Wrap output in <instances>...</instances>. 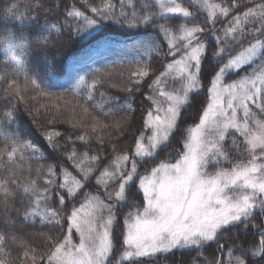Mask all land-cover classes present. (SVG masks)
Wrapping results in <instances>:
<instances>
[{"label": "snow or ice", "instance_id": "1", "mask_svg": "<svg viewBox=\"0 0 264 264\" xmlns=\"http://www.w3.org/2000/svg\"><path fill=\"white\" fill-rule=\"evenodd\" d=\"M80 3L90 15L74 0L64 5L61 22V5H56L48 10L56 18L47 23V31L61 34L71 28L69 19L81 22L77 34L106 22L152 29L162 39L141 46L146 53L171 59L161 61L158 68H153L151 55L135 61L124 90L132 94L134 88L137 92L143 88L145 102L140 128L129 132V143L112 142V133L105 131L109 125L99 115H92L91 123L75 119V109L66 121L70 129L46 132L53 149L61 147L60 139L71 149L36 168L42 185L31 177L23 183L13 179L21 167L18 159L28 154L39 162L46 157L39 145L11 128L14 111L3 112L0 169L9 175L0 178V204L7 208L22 194L25 199L16 211L23 221L38 219L51 227L55 234L47 237L46 264H148L152 257L177 249L189 254L187 264H264V119L253 110L254 106L264 115V0H187L188 6L185 0ZM30 6L21 11L12 3L3 10V18L23 25L32 19ZM221 18L227 23L218 30ZM46 29H37V46L48 45ZM0 46L14 64L13 71L25 73L26 86L51 95L43 91L41 80L25 72L28 37L17 38L7 30L0 35ZM235 46L242 50L221 64ZM253 64L255 68L240 75ZM95 73L90 82L79 75L73 85L71 91L83 101L77 107L85 117L91 115L90 108L104 117L117 109L125 111L128 115L116 125L123 136L136 110L130 101L121 105L103 92L97 101L96 89L102 81ZM232 75L237 78L225 82ZM169 81L177 86L170 88ZM201 90L206 92L201 110L194 123L186 125L185 113ZM20 92L15 79L4 90L6 97L22 100ZM75 129H81L79 134ZM174 140L182 149L173 145ZM170 146L172 151L161 158ZM93 177L94 191L85 192ZM121 220L123 228L117 232ZM3 226L10 228L13 222L6 217ZM9 240L17 238L0 229V254ZM213 245L209 258L206 252ZM20 247L27 249L23 242ZM216 253H226L227 260ZM36 259L35 249L24 250L20 264L28 260L35 264ZM0 264L14 262L0 259Z\"/></svg>", "mask_w": 264, "mask_h": 264}, {"label": "trees", "instance_id": "2", "mask_svg": "<svg viewBox=\"0 0 264 264\" xmlns=\"http://www.w3.org/2000/svg\"><path fill=\"white\" fill-rule=\"evenodd\" d=\"M73 2L74 0H0V35H5L7 30H11L17 38L28 37L29 47L26 49L24 56L25 72H27L29 76L37 77L41 80L43 82V91L51 94L47 96L48 98L44 99L40 94V90H36L34 86L31 85L26 86L24 79L25 73L21 72L17 75L13 71L15 67L14 64L7 58L3 47L0 46V115L7 110H13L15 113V119L11 128L19 129L20 132L28 139L39 145L46 157V159L40 160L39 162H37L36 159L30 158L28 154H26L24 160L18 159L16 163L21 167L16 171L15 176H13V179H16L17 183H23L27 178L31 177L37 179V183L42 185L43 178L37 177L36 168L40 165L53 163L59 158L60 153L71 149L70 145L64 147L65 141L63 139L58 141L61 147L59 149H53L50 145H48L45 133L48 131H60L63 133L70 129L71 125L66 121L73 118V109H75V119H83L87 123H91L92 115H99L100 119L105 124L109 125V128L105 131L112 133V142H120L121 144L129 143L131 141L129 132L136 131L140 128V114L143 108V103L145 102L144 96L141 95V92L144 91L143 88H141L140 92L135 91L134 88L132 94H129L124 90L129 78V73L136 67L135 61L148 60L149 55L152 56L151 63L153 68H158L161 61L166 62L165 60H169V57H156L154 54L145 52L143 55L132 56L129 58L117 57L111 60H102L100 57V61H98L97 64L91 68L85 70L84 72L83 69H79L80 72H83L81 75H84L86 80L89 82L92 80L95 70H101L99 73H95L100 76L102 81L96 89L97 101L101 99L99 93L103 92L106 96L111 97L114 101H117L121 105L130 101L136 110L132 113L135 119L132 121L131 128L125 132L123 136L116 131V125L117 122H122L123 118L128 115L125 111L117 109L111 116L104 117L100 115L98 111L91 110L90 108L91 115L85 117L81 113L79 107H77L78 104L83 103L82 98L80 96H76L71 91L77 80L73 79L77 71V69L73 70L74 66H71L73 61L77 63L82 59L86 61L90 59L93 48L104 38L124 36L128 39V42L136 39L145 41L146 43H151L162 38L157 37L152 29H134L107 22L98 25L93 29H88L77 34L76 29L81 22L72 21L70 19V29H63L61 34H56L54 32L49 33L46 29V25L56 17L48 10H55L56 5H61L58 12L60 13L59 19L63 22V12L65 11L64 5L71 4ZM75 2L77 7L86 11V14H91L90 11H87V9L81 5L80 0H75ZM114 2L118 4V0H114ZM254 2H259V0H254ZM12 3H17L21 11L25 10L26 5H31L27 8V11L28 16L32 19L26 20L23 25L6 22L3 18V10ZM91 3L93 5H99L101 0H91ZM138 3L139 0H137V4ZM186 4L187 0H185V6H188ZM37 5H39V7H37ZM198 15L201 14L198 13ZM221 19L223 23H218L216 25L218 30L222 29L227 23L225 18ZM41 27H45L46 29L44 35H49L50 37V41L46 47H40L36 44L35 34L37 29ZM219 34L223 38L222 31L219 32ZM209 39L212 38L209 37ZM247 44L248 42L245 41L243 46L246 47ZM239 49L242 48L235 46L229 55ZM229 55L224 56V60L221 61V64L225 62ZM259 63L260 61L257 59L256 64ZM256 64L246 66L245 69L240 72V75L249 72L251 68H255ZM50 68L54 69V71L50 72ZM114 70L125 71L123 78L125 83L122 87L114 88V86H111L105 80L104 73ZM13 79L17 81L21 89L20 95L23 96L22 100L19 97H6L4 94V90L8 88L9 83ZM205 96L206 92L201 90L199 97L193 103L192 107L185 113L184 123L186 125H192L194 123L195 114L201 110V102L205 99ZM108 107L109 105H105V111H107ZM253 110L257 112V115H260L258 110L255 108H253ZM72 131L79 134L81 129H75ZM105 142L106 144L108 143L107 137ZM93 143H95L94 140ZM173 145H175L178 149H182V144H175V140L173 141ZM3 147L4 145L0 143V149ZM109 151H111V149H109ZM171 151L172 148L170 146L168 149L160 153V157L165 158L167 153ZM174 155L175 154L173 153V156ZM174 161L175 160L173 159L172 162ZM29 167L32 169L31 172H29ZM8 175L9 173L7 171L0 169V178H7ZM96 175H98V172ZM94 183L95 180L93 177V179L89 182V186L86 187L84 191H94V189L91 188V185ZM13 190L17 191L15 188H13ZM21 199L25 198L22 194H18L16 199L11 202L7 208H5L3 204H0V229L17 238L16 242L9 240L4 249V254H0V259L13 261L14 264H20V260L23 258V251L35 249V254L37 256L35 264H46L44 256L49 246L47 237L55 233L50 226L41 224L38 219L36 222H24L22 215H18L16 211L22 207ZM125 211H127V209H125ZM6 217L10 218L13 222V226L10 228L3 226V221ZM21 242L27 245V249L20 247ZM214 249L215 245L207 250L206 254L209 255V258H211V254ZM216 255L218 257L222 256L225 260H227L226 253H216ZM189 259L190 256L185 250H175L169 254H158L157 256L152 257L151 260L148 261V264H187ZM27 264H33V262L28 260Z\"/></svg>", "mask_w": 264, "mask_h": 264}, {"label": "rangeland", "instance_id": "3", "mask_svg": "<svg viewBox=\"0 0 264 264\" xmlns=\"http://www.w3.org/2000/svg\"><path fill=\"white\" fill-rule=\"evenodd\" d=\"M214 2H221L219 0H214ZM188 5V4H186ZM146 44L145 41H140V40H132L131 42H128V39L124 36H116L115 38L109 37V38H104L102 39L99 43L95 45L91 52V58L88 59L87 61L82 59L81 61L71 64L73 67V70H76L75 76L73 79H77L79 75L83 74V72L92 66L96 65L98 61H100V57L102 60H111L117 57L120 58H129L132 56H140L143 55L146 52V49L142 47L141 45ZM245 47V46H244ZM247 47V46H246ZM242 49L236 50L234 53H232L229 56H235L241 51ZM229 56L226 58V60L229 58ZM82 58V57H81ZM169 60L171 59L170 57L168 58ZM225 60V61H226ZM167 62V60H165ZM79 69H83V72H80ZM124 74L125 71L121 70H114V71H109L108 75H105V80L111 85L114 86V88L117 87H122L124 85ZM244 75V74H242ZM241 75V76H242ZM237 78L236 76L232 75L229 76V78L225 82H231L232 79ZM177 85H174L172 81H169V87H174ZM42 98L46 99L48 98L47 96L41 95ZM253 108H255L253 106ZM261 119H264V115H258ZM88 121V119H87ZM145 134L148 135L150 134L147 130H144ZM175 162V161H174ZM214 170L210 168V171ZM121 228H123V223H120ZM117 229V232L121 230V228ZM78 242V240H77ZM180 250V249H177ZM175 251V250H173ZM169 254V253H167Z\"/></svg>", "mask_w": 264, "mask_h": 264}]
</instances>
